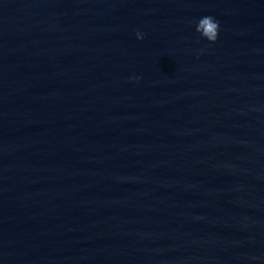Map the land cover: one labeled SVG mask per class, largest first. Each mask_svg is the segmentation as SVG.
Returning <instances> with one entry per match:
<instances>
[{
  "label": "water",
  "instance_id": "obj_1",
  "mask_svg": "<svg viewBox=\"0 0 264 264\" xmlns=\"http://www.w3.org/2000/svg\"><path fill=\"white\" fill-rule=\"evenodd\" d=\"M0 264H264V0H0Z\"/></svg>",
  "mask_w": 264,
  "mask_h": 264
},
{
  "label": "clouds",
  "instance_id": "obj_2",
  "mask_svg": "<svg viewBox=\"0 0 264 264\" xmlns=\"http://www.w3.org/2000/svg\"><path fill=\"white\" fill-rule=\"evenodd\" d=\"M196 21L198 23L193 26L194 34L196 37V42H204L207 45H214L217 43L220 33V23L219 21L212 15H202ZM135 39L137 41H141L144 39V33L137 30L134 33ZM204 51L201 48L197 55L201 54ZM138 76H131L129 77V81H138ZM255 259V258H253Z\"/></svg>",
  "mask_w": 264,
  "mask_h": 264
}]
</instances>
